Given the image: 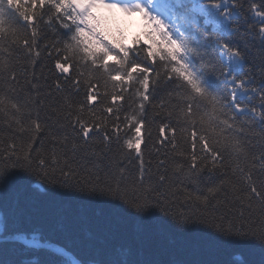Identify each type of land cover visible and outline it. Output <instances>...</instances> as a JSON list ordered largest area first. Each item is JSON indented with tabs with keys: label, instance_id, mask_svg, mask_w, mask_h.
I'll return each instance as SVG.
<instances>
[{
	"label": "snow or ice",
	"instance_id": "1",
	"mask_svg": "<svg viewBox=\"0 0 264 264\" xmlns=\"http://www.w3.org/2000/svg\"><path fill=\"white\" fill-rule=\"evenodd\" d=\"M117 11L144 42L108 41ZM249 37L264 44V0H0V264H213L190 257L219 241L264 264Z\"/></svg>",
	"mask_w": 264,
	"mask_h": 264
},
{
	"label": "trees",
	"instance_id": "2",
	"mask_svg": "<svg viewBox=\"0 0 264 264\" xmlns=\"http://www.w3.org/2000/svg\"><path fill=\"white\" fill-rule=\"evenodd\" d=\"M244 3V10L247 12L249 4L252 2V0H242ZM256 3H260V0H255ZM104 15L105 17L108 18V24H107V37L108 41L110 42H120L122 43L125 47H133L134 41L138 38L141 42L145 41V37L143 35L144 31H146L145 25L141 24V27L139 30H136V32L131 36L130 43L127 46V35H128V30H129V21L127 16L124 14H120L118 11L114 13H107L103 12L100 13ZM234 15H237V13H234ZM241 20L244 19L243 15L240 14ZM114 19V20H113ZM247 19L250 22L254 21V17L251 13H248ZM243 47V45H241ZM249 47L252 49V51L249 53V58L245 62V71H247L248 68L254 67V71L252 73L253 76V81L254 85L253 86H261V84H264V81L261 80L259 76V56L261 53H264V44H261L259 40L253 39L252 37H249ZM54 58H55V53H52V56L49 57L47 53L41 51V56L39 57V63L37 64L35 68L36 74L43 75L44 77L47 78L48 83L51 85L55 84V77L60 76L61 74L58 72H53L52 69L54 67ZM109 63H114L115 57L110 56L108 58ZM29 73L31 74L32 68L29 67L28 69ZM65 75H74L72 73L71 69L69 74ZM43 83V81H42ZM53 91H55L53 87ZM104 90L101 89V92ZM83 98V91H81V99ZM130 102V101H129ZM117 103H124L123 101H118ZM245 103H255L257 106L259 105V98L255 101H248L247 98L245 97ZM259 110V108H258ZM250 115V114H249ZM152 136L153 138H156L157 136V130L155 126L151 129ZM170 135V133H169ZM9 139V135L7 132H0V141H4ZM6 146L3 143H0V147ZM181 146H183L181 142ZM142 148H144V145H141ZM156 147H160V144L158 143ZM188 150L191 151L190 148V141L189 145L187 146ZM151 152V155L153 157L152 159V164L153 167H155L156 164V152L152 148V143L149 141V147L144 150V159L147 162L149 160V153ZM236 257H240V260H236ZM190 258H196V259H205V260H210L213 262V264H246L248 260L252 259H259V254L251 249L245 248L240 245H236L230 242H224V241H219V242H212L207 246V249L196 256H192Z\"/></svg>",
	"mask_w": 264,
	"mask_h": 264
},
{
	"label": "rangeland",
	"instance_id": "3",
	"mask_svg": "<svg viewBox=\"0 0 264 264\" xmlns=\"http://www.w3.org/2000/svg\"><path fill=\"white\" fill-rule=\"evenodd\" d=\"M138 21H139V18H138L137 15L131 16V18H130V29H131V32H133V30L138 26Z\"/></svg>",
	"mask_w": 264,
	"mask_h": 264
}]
</instances>
